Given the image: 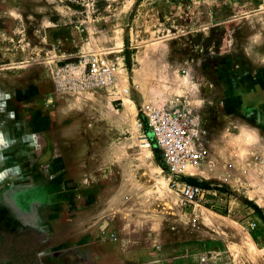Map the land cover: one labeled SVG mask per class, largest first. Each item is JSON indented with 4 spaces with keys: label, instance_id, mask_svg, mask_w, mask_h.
<instances>
[{
    "label": "rangeland",
    "instance_id": "374dc122",
    "mask_svg": "<svg viewBox=\"0 0 264 264\" xmlns=\"http://www.w3.org/2000/svg\"><path fill=\"white\" fill-rule=\"evenodd\" d=\"M0 6V264H28L32 178L57 176L62 159L66 173H86L85 187L107 196L108 210L132 220L133 233L164 227L167 234L178 226L184 237L191 225L218 239L212 246L194 241L197 264H263L247 243L255 249L248 233L257 223L264 227V142L235 116L251 66L264 68V0H85L83 6L1 0ZM89 53L112 65L109 87H83L79 73L61 74ZM140 104L215 116L199 123L212 135L206 165L182 176L208 184L200 202L184 205L140 145Z\"/></svg>",
    "mask_w": 264,
    "mask_h": 264
},
{
    "label": "crops",
    "instance_id": "0c3cea01",
    "mask_svg": "<svg viewBox=\"0 0 264 264\" xmlns=\"http://www.w3.org/2000/svg\"><path fill=\"white\" fill-rule=\"evenodd\" d=\"M4 13L0 6V17ZM250 69L251 73L242 81L245 93L237 100L241 109L235 117L237 125L252 126L264 142V81L259 76L260 73L264 76V68L261 71L259 66L252 65ZM194 117L199 123L203 119L215 120V116ZM203 134L200 144L207 152L212 135L208 131ZM208 157H204L201 166L206 165ZM65 171L62 159L57 176L51 175V179L32 176V198H28L32 243L28 264H197L194 241L203 240L212 246L218 240L214 234L202 237L200 228L193 229L191 225L183 228L188 229L184 237L180 236L178 226L167 234L164 227L153 235L148 230L133 233L131 219L105 207V194L85 187L86 173L79 176ZM32 175L36 176V171ZM199 176L209 178L210 174L201 171ZM210 229L204 227V232H213ZM251 234H255V239ZM248 235L255 249L251 243L247 247L256 257L261 255L264 264V252L260 254L264 251V227L257 223V229ZM220 241L223 245L222 238ZM202 256L210 259L208 254Z\"/></svg>",
    "mask_w": 264,
    "mask_h": 264
},
{
    "label": "built area",
    "instance_id": "2783aa9c",
    "mask_svg": "<svg viewBox=\"0 0 264 264\" xmlns=\"http://www.w3.org/2000/svg\"><path fill=\"white\" fill-rule=\"evenodd\" d=\"M83 6L85 0H70ZM61 74L79 73L83 87L107 88L114 80V69L108 59L100 54L81 55L77 61L65 64ZM130 95L129 88L123 90ZM138 126L143 131L140 145L147 149L168 175V186L178 193L184 205L200 202L206 190L182 180L184 171L200 164L204 150L200 144L203 131L199 121L180 105L159 106L140 104L137 109ZM254 224L250 226L252 229ZM202 262L206 257L202 256Z\"/></svg>",
    "mask_w": 264,
    "mask_h": 264
},
{
    "label": "trees",
    "instance_id": "16d2710c",
    "mask_svg": "<svg viewBox=\"0 0 264 264\" xmlns=\"http://www.w3.org/2000/svg\"><path fill=\"white\" fill-rule=\"evenodd\" d=\"M188 183L193 184V185H198V186H200V187L203 188V189L207 188V186H208L207 183H205V182H198V181H196V180H194V179H189V180H188ZM248 204L252 205V207H254V209H255V211H257V213H259V214L261 213L259 208H257L256 206H254V205L251 204V203H248ZM220 214H221V213H220Z\"/></svg>",
    "mask_w": 264,
    "mask_h": 264
}]
</instances>
